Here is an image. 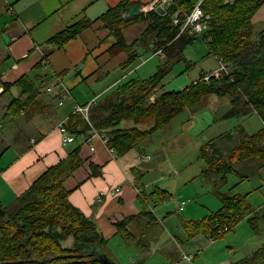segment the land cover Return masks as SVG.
<instances>
[{
  "label": "trees",
  "instance_id": "1",
  "mask_svg": "<svg viewBox=\"0 0 264 264\" xmlns=\"http://www.w3.org/2000/svg\"><path fill=\"white\" fill-rule=\"evenodd\" d=\"M197 1L175 0L171 9L180 7L189 10ZM262 2L202 0L203 10L210 15L209 27L203 34L208 50L221 62L230 64V69L217 76L203 73L182 89L162 90L155 101L151 100V95L156 94L155 88L161 85L172 59H181L186 44L195 37L186 32L177 35L178 27L171 24L169 16L149 10L142 15L147 19L146 26L127 44L122 30L141 16L122 17V13L133 4L130 0H121L110 7L103 18L115 36L112 50L130 49L127 59L121 64L122 68L130 66L138 55L131 47L149 36L153 37L154 51L160 50L165 59L147 79L129 77L121 80L98 98L88 112L91 126L107 138V144L117 154H123L148 133L165 125L179 110L197 104L210 94L229 96L231 106L223 116L255 112L264 122V27L255 32L251 22ZM90 23L89 19L81 18L53 34L49 41L61 46ZM16 82L21 85L20 94L11 99L5 114L10 108L16 112L29 105L37 95V87L26 78L19 77ZM8 84L5 83V86ZM125 121H129L130 125H124ZM65 124L73 135L85 133L91 128L78 113H71ZM240 129L239 140L230 150L228 161L218 154L209 155L206 152L210 142L201 147L200 155L207 165L202 174L224 181L228 172L239 173L236 167L247 160L257 165L243 163L240 170L264 166V125L254 133H245ZM81 162L79 145H76L65 158L47 167L18 194L11 207L0 201V264H104L102 258L112 261L103 253L104 237L93 220L71 203L70 190L63 183L64 177ZM90 166L94 167L93 164ZM214 188L221 201L220 208L203 218L184 220L182 224L188 236L201 232L210 237H220L241 217H246L250 227L258 231L259 220L264 222L263 208L255 210L246 194L225 193L218 187ZM150 194L154 203L169 197L167 190L157 186ZM138 217H143L146 223L155 220L154 214L145 209L116 222L118 231L124 237L132 238L135 244L139 239L131 233L128 223ZM244 263L264 264V242L233 264Z\"/></svg>",
  "mask_w": 264,
  "mask_h": 264
},
{
  "label": "crops",
  "instance_id": "2",
  "mask_svg": "<svg viewBox=\"0 0 264 264\" xmlns=\"http://www.w3.org/2000/svg\"><path fill=\"white\" fill-rule=\"evenodd\" d=\"M120 1L0 0V201L11 207L15 203V197L39 174L65 158L71 148L79 145L82 162L64 177L63 183L70 190L71 203L93 220L104 237L102 250L111 260L115 257L118 261L114 262L117 264L121 256L115 251V247L132 246L133 251L144 257L150 252L151 243L158 239L162 230L171 228V225L173 228L175 221L177 225L174 229L185 247L201 234L198 232L188 236L182 224L184 219H181V213L177 215L168 212L163 219L159 218L160 205L164 201L154 203L150 192L156 186L163 187H150L153 185L152 181L146 182L144 179V172L153 168L144 163L146 160H126L121 163L115 157L125 153L117 154L115 151L112 156L98 138L92 141L95 148L90 150L89 144L85 142L90 129L73 135L71 142L61 143V134L56 124L67 120L71 114L72 102L64 99L58 104L53 94L45 90V85L53 82L57 75L69 86L73 99L83 104L93 97L97 100L121 82L122 78H126V73L115 76L121 69L127 68H122L121 64L127 59L130 49L112 50L115 36L103 18L107 10ZM130 1L133 4L128 7L136 4L141 17L125 27L138 21L147 24V19L142 18V15L149 11L152 0ZM124 12L122 17H126ZM81 18H87L91 23L76 36L64 41L61 46L49 41L53 34ZM251 22L255 32L264 27V0L254 12ZM122 31L124 34V29ZM132 40H126V43L129 44ZM157 51L160 53V50ZM43 55L49 63L46 68L39 65V59ZM136 69L137 67L133 70ZM19 77L26 78L37 87V95L30 100L29 105L16 112L10 108L5 114L11 99L20 94L21 85L16 82ZM7 82L9 84L5 86ZM138 152L136 158L140 155ZM145 157L150 156L145 154ZM176 174L172 171V175ZM168 180L170 179L165 181ZM115 187L119 188L118 192L104 194L98 199L100 190H114ZM171 196L169 192L168 198ZM193 207L192 202H185L181 197L177 201L176 210L182 214L191 213ZM145 209L154 214L155 220L146 223L143 217H138L128 223L131 233L139 239L135 244L132 238H126L118 231L116 222L126 216H135ZM156 222H160L159 225ZM134 223L138 224V228ZM143 238L144 242L141 243ZM172 239L175 241L173 235ZM199 240L197 238L192 242L194 249L198 248L196 244ZM179 248L182 253L192 254L182 245ZM122 262L129 264L127 255Z\"/></svg>",
  "mask_w": 264,
  "mask_h": 264
},
{
  "label": "rangeland",
  "instance_id": "3",
  "mask_svg": "<svg viewBox=\"0 0 264 264\" xmlns=\"http://www.w3.org/2000/svg\"><path fill=\"white\" fill-rule=\"evenodd\" d=\"M145 25L143 21H138L128 28L124 27L126 40L130 41L139 36ZM153 42L152 36L143 42L138 41L133 47L138 52L137 58L126 69H121L115 77L126 73L124 79L129 77L147 79L153 74L157 70V65L165 59L163 54L154 51ZM224 64L209 52L205 39L199 36L186 44L181 59H172L170 68L161 80L162 86L156 87L155 93L157 95L162 90L182 89L198 79L201 74L213 73ZM225 66L226 71L230 69V64L227 63ZM230 106L228 95L204 96L197 104L179 110L170 121L148 133L127 153L115 157L121 163L126 160L129 162L146 160L144 163L153 167L144 172L146 182L151 180L153 185L150 187L159 185L172 194L160 205L161 214L158 213L160 219H163L168 212L177 215L181 213L180 217L184 220H196L216 212L220 208L219 196L214 188L216 186L221 192L246 194L255 210L264 209V166L240 170L243 163L249 166L257 165L256 162L247 160L236 167L239 173L228 172L224 181L201 173V170L207 166L205 159L200 155L204 144L207 142L211 144L207 145L209 148L206 150L209 155L218 154L228 161L230 150L239 140L240 128L245 133H254L263 127V121L255 112L242 116H223ZM123 124L130 125L129 121ZM137 152L142 156L139 159L136 158ZM145 154L150 157L146 158ZM172 171L177 174L172 175ZM166 179L170 180L166 182ZM181 197L185 202H192L194 207L191 213L182 214L181 211L176 210L177 201ZM177 218L180 221V218ZM159 223L156 222L157 225ZM173 223L175 227L177 221ZM134 224L135 227L138 226L137 223ZM170 227L162 230L158 239L151 243L150 252L144 257L133 251L132 246L115 247V251L121 256L119 264H126L122 262L126 255L129 264H233L264 242V222L259 220V229L254 231L246 217H241L220 237L199 233L200 235L188 244L190 248L185 247V243L177 236L178 232L174 227L172 228V225ZM197 238H200L196 244L198 248L194 249L192 242ZM143 240L144 238L141 243L144 242ZM181 245L192 253V259L181 257L183 255L179 248ZM113 259L112 261L117 260L115 257Z\"/></svg>",
  "mask_w": 264,
  "mask_h": 264
},
{
  "label": "built area",
  "instance_id": "4",
  "mask_svg": "<svg viewBox=\"0 0 264 264\" xmlns=\"http://www.w3.org/2000/svg\"><path fill=\"white\" fill-rule=\"evenodd\" d=\"M201 1L202 0H198L189 10H186L180 7H176V9L174 8L171 9V6L175 3V0H152L149 4L148 9L162 16L165 15L169 16L171 20V24L178 27L177 35L186 32L189 35L194 36L195 38L201 36L202 38L205 39L203 34L209 27L210 15L203 10ZM145 9L146 6H144V10ZM39 65L42 66L43 68H46L49 65L45 55H43L39 59ZM222 71H226V67L224 65H221L220 68L215 70L213 73L217 76ZM207 77L208 76L206 75L205 78ZM45 90L48 93L53 94L58 104H61L64 99H70L72 102L71 113L80 114L91 126L88 117V112L89 109L92 107V105L96 103L95 97H93L86 103L83 104L77 103L72 97L69 86L61 77L57 75H55L53 82L49 83L48 85H45ZM56 127L58 128L61 134L62 144L71 142L73 140V134L70 133L69 130L67 129L64 120L58 122L56 124ZM95 138L101 140V142L105 145L107 151L112 156L115 155L114 148L107 144V138L104 137L103 134H101L98 130H96L94 127L91 126L89 134H87L85 137V142L89 144L90 150H94L95 148L94 145L92 144V141ZM141 157H142L141 155H138V158ZM118 190H119L118 187H115L114 190L102 189L98 192L97 197L98 199H100L102 195L107 193L113 194L115 192H118ZM224 229L226 230L227 227L224 226ZM192 256H193L192 254L183 253V257H185L187 260L192 259Z\"/></svg>",
  "mask_w": 264,
  "mask_h": 264
},
{
  "label": "water",
  "instance_id": "5",
  "mask_svg": "<svg viewBox=\"0 0 264 264\" xmlns=\"http://www.w3.org/2000/svg\"><path fill=\"white\" fill-rule=\"evenodd\" d=\"M136 14H138V6H137L136 4L130 6V7L124 12V15H125L126 17H128V16H130V15H136ZM155 99H156V94H152V95H151V100H152V101H155ZM102 262H103L104 264H117V263H115L114 261H110V260H108L107 258H102Z\"/></svg>",
  "mask_w": 264,
  "mask_h": 264
}]
</instances>
